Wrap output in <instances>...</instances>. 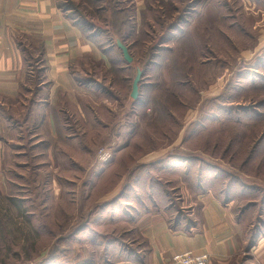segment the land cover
I'll use <instances>...</instances> for the list:
<instances>
[{
    "label": "rangeland",
    "instance_id": "374dc122",
    "mask_svg": "<svg viewBox=\"0 0 264 264\" xmlns=\"http://www.w3.org/2000/svg\"><path fill=\"white\" fill-rule=\"evenodd\" d=\"M129 4V0H88L85 3L83 0L77 4L82 14L80 20L89 19L94 23L96 33L106 32L100 35L103 47L108 42L114 43L111 58L110 61L105 59L106 70L100 68L91 72L98 78V85L91 87L96 98L80 99L86 120L76 125L72 123L73 134L77 133L81 142L79 145L78 139L74 144L61 141L54 154L46 155V149H35L31 141L28 143L27 134H20L24 139L14 141L24 146L19 149L24 153L19 160L25 164L19 168L15 164L14 172L9 175L16 183L24 185L21 189L12 187V191L29 199L32 214L25 230L31 229L36 234L29 233L30 239L23 244L22 224L16 225L15 233L0 232V264H105L104 259H117L118 249L134 248L138 242L131 224L133 218L125 214L131 209L129 203L137 204L138 208V199L150 203L148 194L152 193V188L164 189L166 180L182 178L190 171V177L197 179L200 158L222 166L218 173L219 188L227 189L228 173L241 178L245 191H252L243 195L234 190L228 198L237 201L236 214L243 208L248 213L245 239L250 238L253 244V240L261 236L264 148L248 162L247 157L264 129V106H259L264 102V71L258 70L261 78L242 72L248 70L245 57L250 42L242 40L248 35L234 34L233 37L241 39L239 43L222 42L217 48L219 56L208 57L204 63L205 59L200 56L204 51L198 39L170 42L165 38L174 19L170 18L171 4L162 2L158 4L160 8L157 5L156 9L146 10L137 34L124 37L134 57L129 71L112 73V58L115 66L124 63L115 40L128 33ZM233 10V7L224 8V12ZM238 22L243 23L241 27L245 30L248 28L243 20L238 19ZM258 40L259 35H256L255 44ZM157 43V64L147 67L142 76V81H151L153 86L144 89V101L147 97L149 100L147 105H141L130 97L135 68H143L147 52ZM87 106L93 107L95 120ZM236 112L242 113L239 121L233 114ZM210 114H220L222 120L217 123L210 120L204 125L203 116ZM128 136L129 143L125 142ZM176 162L188 168L167 174L168 167L163 165L170 163L171 167V163ZM210 175L213 171L207 170V176ZM247 185L257 186L262 191ZM233 186L240 188L237 183ZM135 190L140 191V198L133 197ZM176 194L178 191L170 194V203H177ZM29 225L34 227L28 228ZM11 229L7 228L9 232ZM254 231L255 235L250 237ZM248 245L236 264L254 263L252 246Z\"/></svg>",
    "mask_w": 264,
    "mask_h": 264
},
{
    "label": "crops",
    "instance_id": "0c3cea01",
    "mask_svg": "<svg viewBox=\"0 0 264 264\" xmlns=\"http://www.w3.org/2000/svg\"><path fill=\"white\" fill-rule=\"evenodd\" d=\"M87 1L84 0V3ZM129 1L130 26L125 38L137 34L148 8L156 9L158 4L168 3L173 8L170 18L174 19L165 37L170 42L198 39L204 51L200 56L206 63L208 57L219 56L217 48L222 42L239 43L241 39L233 37L234 34L248 35L242 38L250 42L246 46L248 51L245 57L248 70L242 72L262 77L258 70L262 68L264 71V0H240L237 3L231 0ZM82 2L0 0V232L6 235L15 233L16 225L22 224L23 244L30 239L29 233H36L31 229L25 230L32 214L29 199L14 195L12 191V187L21 189L24 185L16 183L9 175L14 172L15 164L17 168L25 164L19 160L24 155L19 149L24 146L16 145L14 141L24 139L20 134H27L28 143L31 141L35 149H46V155L54 154L57 143L61 141L74 144V140L78 139L79 145L81 142L77 133L73 134L72 123L76 125L80 120H86L85 112L80 108V99L85 96L96 98L91 87L98 85V78L91 72L108 68L105 48L97 44L106 32L100 30L99 35L95 36L94 23L89 19L87 22L80 20L82 14L78 12L77 4ZM232 7L234 12H224V8L231 10ZM238 19L245 22L246 30ZM256 35H259V40L255 44ZM128 47L133 57L130 45ZM259 106H264V102ZM86 108L95 120L93 107ZM233 114L236 121L242 119V113ZM203 119L204 125L210 120L217 123L222 120V115L210 114L203 116ZM129 137L125 142L128 140L129 143ZM263 148L264 129L251 148L247 162ZM163 166L168 167L165 172L169 175L188 168L178 162L171 163V167L170 163ZM207 170H212L213 175L207 176ZM221 171L222 166L217 162L200 158L197 179L190 177V171L182 178L166 180L164 189L152 188V193L148 194L150 203L142 198L138 199L140 208L135 203H129L131 209L125 214L129 219L133 218L131 224L138 242L134 248L124 246L118 249V258L112 261L104 259L105 264H170L173 255L186 251L208 253L209 264H236L249 243L248 246H252L253 264H264V228L253 244L250 238L247 241L248 213L243 208L241 213L236 214L237 201L228 198V194L234 190L243 195L252 191H245L241 178L228 173V176L225 174L228 177L225 181L227 189L219 188L221 177L218 173ZM236 183L240 188L233 186ZM247 187L261 190L257 186ZM140 191L135 190L133 197L140 198ZM175 191H178L175 196L177 203H170V194ZM261 201L264 203V197ZM6 227L12 228L11 232ZM25 232H28V238ZM254 233L251 232L250 237ZM104 250L107 254V247Z\"/></svg>",
    "mask_w": 264,
    "mask_h": 264
},
{
    "label": "trees",
    "instance_id": "16d2710c",
    "mask_svg": "<svg viewBox=\"0 0 264 264\" xmlns=\"http://www.w3.org/2000/svg\"><path fill=\"white\" fill-rule=\"evenodd\" d=\"M95 34V36H97V35H99L98 33H96V31L94 32ZM125 35H121V36H119V39L125 44V45H127V46H129L127 43H126V41H125ZM102 41H100V42H97V44L99 45V47L100 48H102V49H104V52H105V54L108 56V59H109V61H110V56L109 55H111L112 54V50H113V46H114V43L113 44H111L110 42H108V41H106V42H108L109 44L108 45H105L106 47H103V44L101 43ZM115 45H116V40H115ZM117 47V46H116ZM118 48V47H117ZM119 49V48H118ZM128 49H129V47H128ZM120 50V49H119ZM158 51H159V47H158V49H157ZM158 51H157V54H156V59L158 58ZM120 53H121V51H120ZM122 55V54H121ZM123 57V56H122ZM156 59H155V63H153L154 64V66H155V64H157V61H156ZM115 63H116V61L115 60H113V58L111 59V72L112 73H114L115 71L116 72H118V73H123L124 71H129V69L131 68V65H130V63H127L125 60H124V63H122V64H120V65H117V66H115ZM115 66V67H114ZM129 68V69H128ZM137 68V67H136ZM136 68H135V73H136ZM142 70H143V72L145 73V68H141ZM135 75V74H134ZM126 79V78H125ZM143 80V78L141 79V81H140V83H139V96H138V98L136 99V100H134V102L135 103H139V104H141V105H144V104H148V97H147V99H146V101H144V89H146V87H148V86H150V87H152L153 85H152V83H150V84H143L142 81ZM143 86H145V87H143ZM153 99V98H152ZM153 101H154V99H153ZM153 101H151V102H153Z\"/></svg>",
    "mask_w": 264,
    "mask_h": 264
},
{
    "label": "water",
    "instance_id": "95a60500",
    "mask_svg": "<svg viewBox=\"0 0 264 264\" xmlns=\"http://www.w3.org/2000/svg\"><path fill=\"white\" fill-rule=\"evenodd\" d=\"M116 46L120 49L123 59L127 63H131L133 61V57L129 53L128 46L125 45L120 39H116ZM144 72L141 68H136V73L133 77L132 84H131V92L130 97L133 100H136L139 96V83L142 79Z\"/></svg>",
    "mask_w": 264,
    "mask_h": 264
},
{
    "label": "built area",
    "instance_id": "2783aa9c",
    "mask_svg": "<svg viewBox=\"0 0 264 264\" xmlns=\"http://www.w3.org/2000/svg\"><path fill=\"white\" fill-rule=\"evenodd\" d=\"M210 255L206 252L195 253L186 251L175 254L170 259V264H209Z\"/></svg>",
    "mask_w": 264,
    "mask_h": 264
},
{
    "label": "flooded vegetation",
    "instance_id": "af4514ba",
    "mask_svg": "<svg viewBox=\"0 0 264 264\" xmlns=\"http://www.w3.org/2000/svg\"><path fill=\"white\" fill-rule=\"evenodd\" d=\"M159 43H157V45H155V46H152L151 47V49H149V52H147V56H148V58H147V60H146V63H145V65L143 66V68H145V70H148V68H149V66L151 67V66H154V64L153 63H155V59H156V54H157V49H158V47H159V45H158ZM133 59H134V57H133ZM148 67V68H147ZM139 68H141L140 66H139ZM146 72V71H145ZM144 79V78H143ZM143 84H150L151 83V81H143L142 82ZM143 87H145V86H143Z\"/></svg>",
    "mask_w": 264,
    "mask_h": 264
}]
</instances>
